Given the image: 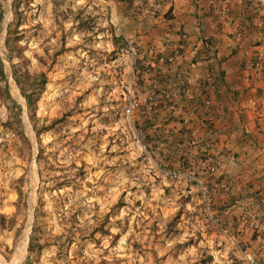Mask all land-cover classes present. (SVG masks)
<instances>
[{"label": "crops", "instance_id": "1", "mask_svg": "<svg viewBox=\"0 0 264 264\" xmlns=\"http://www.w3.org/2000/svg\"><path fill=\"white\" fill-rule=\"evenodd\" d=\"M66 1L87 8L72 20L73 31L81 35L78 21L90 22L85 33L92 35V48L107 69L102 84L110 103L100 116L111 122L102 125L109 131L104 137H111L108 143L118 140L119 152L135 149L116 155L113 161L121 165L104 178L113 196L135 201L133 210L131 203L119 208L117 233L107 223L124 247L116 250L106 235L94 252L138 264H169L193 256L210 257L211 264H245L243 255L264 238V24L258 0ZM181 35H186L182 55L173 64L163 63L160 58L171 54ZM113 36L133 45L137 56L129 57L126 46L116 47ZM132 83L138 94L153 99L125 120V91ZM130 135L146 146L152 164L138 153ZM206 159L215 165L214 173ZM200 186L209 191L210 216L203 212ZM12 198L0 204V251L10 250L16 235ZM138 210L148 213V222L126 223L123 214ZM237 213L246 222L238 221ZM131 224L129 234L124 229Z\"/></svg>", "mask_w": 264, "mask_h": 264}, {"label": "rangeland", "instance_id": "2", "mask_svg": "<svg viewBox=\"0 0 264 264\" xmlns=\"http://www.w3.org/2000/svg\"><path fill=\"white\" fill-rule=\"evenodd\" d=\"M0 5V89L6 87L21 108L0 99V204L12 195L16 207L15 239L10 250L0 251V264H138L94 252L106 235H111L107 242L116 250L124 247L107 223H113L116 232L122 221L119 208L131 203L133 210L135 201L113 196L102 187H110L104 178L121 165L113 158L135 149L119 152L118 140L108 143L111 137H104L109 131L102 125L111 122L109 116H100L107 114L110 103L102 84L107 69L101 53L92 48V35H77L72 24L73 13L87 8L66 0H0ZM7 37L20 38L17 45L27 59L28 72L46 76L32 113L12 76L11 65L18 59L5 47ZM56 120L60 122L51 130L36 136V129ZM140 212L127 211L123 218L126 223L148 222L144 219L148 213ZM134 214L139 216L131 218ZM133 225L124 230L131 234ZM30 241L33 249L28 252ZM173 261L169 264L212 260L193 256Z\"/></svg>", "mask_w": 264, "mask_h": 264}, {"label": "built area", "instance_id": "3", "mask_svg": "<svg viewBox=\"0 0 264 264\" xmlns=\"http://www.w3.org/2000/svg\"><path fill=\"white\" fill-rule=\"evenodd\" d=\"M259 7H260V18L262 23L264 24V0H258ZM119 33V29L116 30ZM185 40L186 35H181V42L180 44L171 52L170 55L166 57H161L160 60L165 64H173L175 60L182 55V51L185 48ZM126 54L134 58L137 56V49L133 45H127L125 49ZM210 78V76L208 77ZM153 92V91H152ZM126 100L125 105L123 107V118L125 120H129L136 112L140 111L143 108L149 107L150 103L152 102L153 95L147 93V95L138 94L136 91L135 84H130L126 91ZM154 93V92H153ZM165 98H170L167 92L163 93ZM132 142L136 146V150L142 157L145 158L147 163L152 164V155L146 146L140 142V139L137 135H132ZM204 163L207 165L209 172L214 173L216 171L215 165L209 160L206 159ZM160 174H164L167 177L176 178L178 175L172 171H162L157 169ZM104 191H108V187H102ZM209 191L205 186H200V195L201 200L203 203V212L205 215L210 216L212 212V205L210 202V198L208 195ZM236 219L240 222H246V216L243 213H237L235 215ZM264 228L261 229L263 231ZM231 242H234L232 236L228 238ZM261 246L256 248L253 252L246 253L243 255V260L245 264H260L262 259L264 258V238L263 236L260 237Z\"/></svg>", "mask_w": 264, "mask_h": 264}, {"label": "trees", "instance_id": "4", "mask_svg": "<svg viewBox=\"0 0 264 264\" xmlns=\"http://www.w3.org/2000/svg\"><path fill=\"white\" fill-rule=\"evenodd\" d=\"M80 13L76 14V16L73 18L74 20L80 18ZM2 14H3V9L2 6L0 5V20L2 19ZM78 27L79 29L83 30V32L90 31L88 27H90V22L88 20H79L78 21ZM12 36V35H11ZM20 40V38H14V37H7L5 40V47L8 49V52L10 54H15V56L18 59V62L16 64L11 65L12 69V76L15 80V83L20 89V93L22 97L25 100V105L28 111L31 113L34 111V106L36 101L39 99V95L41 91L43 90L44 86L47 83L46 76L43 72L39 73H29L28 70L26 69V63L27 59L23 56V52L21 47L17 45V42ZM112 42L113 44L120 48L123 49L125 46H127L126 41H124L120 37H112ZM0 74H2V70H0ZM0 99L9 102L11 104H14V101L12 97L10 96L8 90L6 87L3 89H0ZM15 108L19 111H21V108L19 106L15 105ZM60 120L53 121L50 125L48 126H43L40 129H34L36 136H38L40 133L43 131L51 130L54 125L59 123ZM23 140L28 143V140L24 135L22 134ZM4 220V216L0 214V221L2 222ZM31 246V241L29 243L28 247V252H31L32 250ZM211 258L207 257V261H210Z\"/></svg>", "mask_w": 264, "mask_h": 264}]
</instances>
